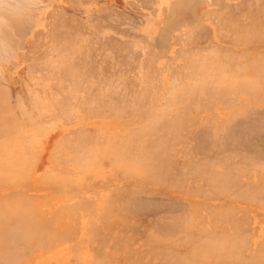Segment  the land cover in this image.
Instances as JSON below:
<instances>
[{
    "label": "rangeland",
    "instance_id": "obj_1",
    "mask_svg": "<svg viewBox=\"0 0 264 264\" xmlns=\"http://www.w3.org/2000/svg\"><path fill=\"white\" fill-rule=\"evenodd\" d=\"M2 1H3V3L4 2L5 3L3 4L4 7H2L3 5L0 4L1 5L0 9L19 5V4H15V2L20 3L21 5H25L30 0H2ZM37 1H36V3L38 5H36L35 11L33 10V12H34L33 14L36 13L34 16L37 15V19H39V21L38 20H36L37 22L30 21V24L28 23L27 25H25V27L21 26V27H19V29H17L14 32L13 35H15V36H12L14 43H12V44L15 45L17 43V45L15 47L13 46L14 49H16V52H15L16 56L14 55V58L9 60L11 63L9 61L7 63H4L2 74L0 76V84L4 87L6 86L8 92L10 93V95H9L10 102L8 104V102L6 101L7 102L6 105L11 106V108H9L10 106L7 108L8 110L11 109V111L9 110V114H10L9 116L6 113H3L1 111L3 109L0 108V114H2V113L6 114L5 116L7 118L8 117L11 118V119L10 118L7 119L2 115L6 119V121H4V119H3V122H4L3 123L0 120L1 121L0 122V127H1L0 131L2 132L3 130L5 131L6 129H10V128H7V127H9V121L8 120H10L11 122L13 120L14 121L17 120V122L21 126V130H19L17 133L14 130L13 131L10 130L11 136L8 135V133H7L8 130L5 131L6 133H2V134L0 133L2 135V137L6 136V138H7V135H8V137L11 138V139H9V138L6 139V138H2L0 136V142L2 144V145L0 144V146H1L0 147L1 148L0 149V156L2 154L3 155L5 154V156L9 155L8 159H10V160L7 162L9 170H13L16 172L18 171L17 173H19L20 169L23 168L25 173H27L26 177L20 175V173H19L20 176L11 175V177H10L8 175L9 177H7V175L4 174V172H1V170H0V204L2 205L4 200L8 201L10 209H14V208L16 209L17 207L21 208L20 210L19 209H16V210L19 211V213L24 214L25 216L27 215L26 216L27 218L35 219L39 223H42L44 221H49L48 230L46 231V233H44V235H45V237H49V239H47L49 242L51 241L53 244H55L57 242L56 244H58L59 241H57V240H59L60 237H57L56 240L52 239V237H54V235H55V231L56 232L60 231L58 233V235H60V236L62 235L63 231H66L65 235H68V232H67L68 229L69 228L72 229L74 226L78 225L77 224L78 223L77 222L78 217L82 213V211H78V210H76L75 207L72 206L73 203H71L70 207L75 208V210H76V211L74 210L75 213H74V211L73 212L71 211V213H70V212H68L69 211L68 209H65L64 206L68 207V203H67V200H69L68 196H70V195L75 196V194L78 191H82L83 189H89V188L95 189L96 187H99L101 185H102V187L104 186L103 188L106 189L108 192L113 191L111 184H112L113 178L116 174V168L118 166V163H117L118 157L120 156L121 153L123 154V159H124L123 164L124 165H121V167L123 169H128L125 166H127L131 162L129 159L126 160L128 157L124 153V152H126L125 148H124L126 146V145H124L125 143H123L122 146H117V141L119 140L117 137L119 135H121L124 138H125V136H126V138H128V137L132 136L131 133L134 132V130L136 131V129L140 126V123H139L140 120L137 119L138 117L136 114H134L135 112L133 113V110H125L126 112H128L127 114L125 111H123V113H125V115L122 113L123 115H120V117L121 116L122 117L121 118L119 117L117 120L104 117L105 119H103V120L92 121V120L86 119L85 116H80L79 118H77V121L68 122V121H65L64 118L58 117V115H63L66 111V110L63 111V109L60 110L61 108H64V109L68 108L67 112L64 115H71V114H73V115L81 114L82 115V113L84 115L85 112L83 111L84 110L83 108H85L86 105H87V108H86L87 113L86 114H90V112H91V114H93L95 112V110L92 109L94 106V103H93V105L90 106V102L91 101L93 102L92 98L94 99L95 94L88 91L89 88H87V86H83L84 88H82V84L84 83V81L82 82V80H81L82 77L80 78V76L83 73V71H85L84 72L85 75L88 76V78L93 79L90 82L91 84H92V82H95V84H97V83L99 84L98 79H99V77H101V75L98 76L97 74H95V76H93L94 74L90 72L91 71L90 68L89 69L87 68L88 65H86V63L87 64L89 63L91 65L93 64L92 66H94L96 69L98 68L97 69L98 73H101L100 68L103 67V68H101V70L105 71L107 74L102 71V73H103L102 75L103 76L106 75V76L101 77L100 82L103 84L106 83V85L109 84L110 82H105V81L112 80L111 82H113V80H114V82H116L117 80L118 81L123 80L125 82V80H127L126 83L130 84V89H131L132 88L131 84H135V83L138 84L139 83L141 75H142V77L147 75V78L150 77L152 81L156 80V81H153L152 83L150 81V85L148 83V85H149V86L147 85V95L148 96L147 97L145 96V98H144L145 101L143 100L144 101V102L142 101L143 104H140L143 106L145 105V107H142V110H143L142 112H145V110H146V113H151L150 110L155 109L156 105H158L160 102L161 103L165 102L164 98H165V95L167 94L166 92H168V90L171 87L170 81L172 79H174L173 77L176 75V73H173V72H175V71L177 72L178 70H180V69H177L178 66H181V64L183 65L185 63L183 61L184 59L181 58V55H180L181 52L185 49L187 51H189L192 48L193 49L194 48H201V49L203 48V50H204V49H207L209 47V45L211 46V45L216 43V44H219L222 48H227V49H231V50H235V51L248 52L249 57L250 58L253 57L254 60H256V58H257V56H255L256 54L260 55V53H261V56L264 57V38L261 37L263 39V41L261 40L260 37H258L256 40L253 41V39H251L249 37L247 32L242 34V31L241 32L240 31L234 32V30H229L230 32H232L233 36L228 31H226V32H228L229 34L224 32L223 35H220L222 33L219 31V27H218L217 23L215 22V20L220 16L221 17L220 18L221 23L226 24V23H231V21H232V23L236 24L235 26L237 27V29L241 26L240 24H242V25L244 24L243 26H245V29H247V31L250 32L252 25L258 24L260 26V24L264 23V19H263L264 17L262 18L261 14H260V10H262L264 7V0H210L211 2L209 0H162V1L161 0H37ZM206 1H208L210 5H206L207 4ZM0 3H1V1H0ZM7 3H8V5H7ZM40 4H42V5H40ZM166 4H168V5H166ZM246 4L248 6H246ZM227 5L232 6L231 8H238L239 7L240 10L239 9H236V10L231 9L230 10L229 8L225 7ZM256 6H258V7H256ZM247 8L249 10H250V8H252V10H254L256 12L257 18L255 20L253 19L255 22L252 20L250 12H248L249 16L246 14V16H244L245 19L242 18L243 16H242L241 12L242 11L244 12L245 9L248 10ZM171 9H172V12L169 13L168 10L170 11ZM212 10H213L212 13H215V15H213L212 17L206 18L205 14H207L208 11H212ZM257 12H259V13H257ZM227 14H229V16ZM233 15H235V16L233 17ZM236 16H238V17L236 18ZM225 17H226V20H225V22H223ZM146 19H148L149 21L150 20L153 21V22H151L153 24V26L149 31L146 28V26H144V24H146L145 23ZM248 19H250V22ZM257 19H259V20H257ZM262 19H263V21H261ZM228 20H230V21H228ZM256 20L258 22H256ZM237 22H238V24H237ZM33 23H36L37 25L36 24L34 26L31 25ZM237 25H239V26H237ZM232 27H234V26L232 25ZM23 28H25V29H23ZM144 29H145V31H144ZM239 32H240L241 36L238 35ZM19 33H20V36H23V37H21V40H20V38L19 39L16 38V37H19V35H18ZM225 33L227 35H224ZM235 35H236V38H235ZM242 35H244V36H242ZM260 35H263V34H260ZM238 37H239V41H238ZM243 38H245L247 41ZM234 39H236V40L234 41ZM73 40H74V42H73ZM244 41H245V43H244ZM260 41H262V42H260ZM63 42H65V43H63ZM20 43H22V45H20ZM96 44H97V46H96ZM142 47L144 49L146 47L145 51ZM23 48H24V50H23ZM70 48H71V50H70ZM31 49H32V51H31ZM80 49H82V50H80ZM100 49H101V52H100ZM84 50H86V51H84ZM108 50H109V52H106ZM29 51H31V52H29ZM120 51H122V52H120ZM58 52H59V56H58ZM103 53H104V55H106V54L107 55L104 56ZM140 53H141V55H140ZM148 53H149L150 60H148V55H147ZM178 54L180 55V57ZM74 55L76 57L78 56L79 58L78 57L76 58ZM152 55H154V58ZM158 56H160V57H158ZM101 57H102V59H101ZM104 57H106V59L109 57V59L106 60ZM138 57H139V59H138ZM140 57H141V61L144 63V65H143V63H140L141 62ZM45 58H47V59H45ZM67 58H69V59H67ZM85 58H86V60H85ZM98 58H100V60ZM158 58H159V60H158ZM55 59L58 60V61L56 60L57 63L59 62L58 64L55 62ZM82 59H83V61H81ZM126 59H127V62L123 61ZM46 60L51 61L50 64L52 63L51 64L52 67L58 66V65L60 66V64H61V69L56 70L55 68H53L54 70H51L52 72H50L48 70H50L52 68L49 67L50 64H48L47 62H46V65L40 66V64ZM62 60L63 61L65 60L66 62H68L66 64H71L73 62V64L75 66L78 65L79 67H81L80 69H81L82 73L76 72L77 75H75V72H71V71L69 72L68 68L63 67L65 65V61L63 62ZM75 60H77V61H75ZM113 60H115L114 64L112 62ZM147 60L150 61V64H152V65H150ZM249 60L251 61V59H249ZM70 61H72V62L70 63ZM122 61L124 64L122 63ZM132 61H133V63H132ZM81 62L83 65L81 64ZM84 62H85V64H84ZM96 62H98V63H96ZM120 62H121V64H120ZM136 62H137V64H136ZM38 64H39L40 68H38V66H37ZM44 64H45V62H44ZM47 64H48V67L50 68L48 70L45 67V66H47ZM112 64L116 65V66L111 67V66H113ZM172 64H173V68L171 67ZM41 65H43V63ZM107 65L110 68L107 67ZM140 65L143 68L146 66L145 69L143 70V68ZM152 66H154V67H152ZM230 67L232 69H236L234 65L233 66L230 65ZM57 68H59V67H57ZM83 68H84V70H83ZM135 68L138 70L142 69V71H140V70L135 71L134 70ZM235 71L238 74L240 73L239 70H235ZM48 72H50V73H48ZM134 72H135L136 76L134 75ZM251 72L253 75H255V73H254L255 70L254 71L252 70ZM94 73H96V72H94ZM111 73H112V75H111ZM118 73L121 77L118 76ZM151 73L153 74V76ZM241 73H242V69H241ZM129 74H131V75H129ZM181 74H180V76H181ZM115 75H117V76L114 77ZM171 75H172V77H171ZM139 76H140V78H139ZM132 77H133V79L137 80L138 82L137 81L134 82V80L132 82ZM136 77L139 79H136ZM78 78H79L78 82L74 83L73 80H76ZM103 78L104 79L108 78V79L104 80ZM129 78H131V81ZM91 79H89V80H91ZM254 79L252 77V79H250V81L245 82L246 84L245 83L244 84L247 85V87H248V84H250V82H252L251 84H253L255 82L253 84L254 90L250 89L252 87L251 85H249V87L250 86L251 87L248 89L246 87V90L247 91L249 90L251 92L252 90L255 91V89H256V91H258V92L254 93V94H257L256 95L257 99H258V97L260 99L261 97H264L263 96L264 94H262V93H264V91H263L264 89H261L260 87H257V86H256L257 88H255V84L258 85L259 83L260 84L262 83L261 86H262V88H264V85H263L264 82H261L258 80L256 81ZM157 82H158V84H155ZM72 83H74V84H72ZM90 83H87V84H90ZM80 84H81V86H80ZM238 84H239V87L238 88L235 87L238 90L232 89L233 90L232 93H229L231 95L227 96V101L229 100L228 103L227 102L225 103V101H224V102H221V104H220V102L215 101V100L213 101L214 104L208 103V102H212V101H208L209 97H208V95L206 96V91H205L204 95H203V93H201V94L197 93V95L195 93V94H191V96H190L189 92L187 93L186 91H183L179 94H176V96H172L171 100H175V101L178 100L174 106V108H175L174 114H178L179 109L183 112H185L188 108H190L189 111L191 109H193L192 111H190V113H189V111L185 112L186 114L184 113L188 117H185V119H184L185 123L182 121L183 127H182V123L180 124L181 129L186 128L187 130L185 129V131H184L183 129L181 130L179 128L180 131L178 132V130H177V134H175V133L173 134L174 138H177V136L179 134L180 135L179 139L178 138H177V140L172 139L173 135H171V137L169 138L170 140L167 138L171 142H169L167 140L168 144L169 143L170 144L166 145V147L170 146V147H168V149H169V148H173V146L175 145L174 148L177 150V152H176V150L172 149V150H174L172 152V150H170V149L168 150L167 148H165L167 152L164 151V153H163L164 156H165V153H167L165 157L168 160H166V161H168V163L172 165V166L170 165L171 166L170 168L168 167L167 171L172 169L171 171H174V172L171 173V171H170V174H169V172L166 171L168 173L167 174L168 176L166 175V173L162 175L163 177L160 175V177H161L160 181L161 182L159 181L160 178L158 179L159 176L158 177L155 175L149 176V177H151V179L155 180V181L152 180L155 183H153L151 181V179L146 177V175L144 176V174L142 172L140 174L136 173L133 176L129 174V176H126L124 178L125 179L124 181L126 183H123L121 185L122 198L120 201H122V207L119 210V214L118 213L117 214L119 215V217H121V219H123L122 216H126V221H127V218H130V220L132 219V222H134V225L137 227V230H138L137 234H140L139 232L141 231V233H143L144 236L150 235L151 238L157 237V239L160 242V244L158 246H157V244L153 245L154 254L152 252V249H153V247H152V249L150 250L151 251L150 255H149V257H147V260L145 258L142 259V261H146L143 264H180V263L181 264H188V263L193 264L194 262H197L199 264H207L206 262H208V264H209L211 262L210 260L205 261L204 259H206V258L204 256H201V251H199V253H198L197 250H195L194 248H192L193 252L195 253V251H196L197 256H199V257H197L195 255H193L194 257L191 256L193 259L191 258L190 262H189V259H187L188 262H185L187 260L176 259L177 257L175 256L176 251H180V252L184 251V252H187V254L192 251V249H191L189 252L188 246H186V241H185L186 238H184V231H186L185 226H186L187 221L189 222L191 217H193L194 214L198 212V209L192 210L189 207V202L191 201L192 197L194 196V197L198 198L202 203H203V201H205L206 204L209 203L208 199H210V198L205 197V196H207V195H204L205 192H203V195H200V193H202L200 191L199 193H197L198 195H196L195 189L192 186V185H194V184H192V183H194V181H195V185H199L200 183L205 184L203 182V180L200 178V176L195 175L198 173V171H203V169H206V168H204L205 165L208 164L210 167H213L215 169H221V165L219 164V161L224 160L225 162L227 161L226 163H229L230 162L229 160L235 159L234 161H236L235 163L237 164L238 167L237 168L235 167L237 169V171H236V169L234 171L238 172L237 174H239L238 176H240L239 179L241 181L248 182V179H247L248 177L251 178V181H252V179L254 180V176H256V174H258V172L260 171L262 178H258L256 176L257 178L255 179V181H256L255 185L263 183V181H264V153L260 154V152H264V151H257L255 149V147H250V149H248L249 148L248 145H246L247 147L245 148V144L249 143V142H247L246 141L247 138H245V136H243L242 139H245V140H243V141L241 140V142H243V143L245 142L242 145L245 148L244 150L247 149L246 153H243L245 151L242 150L243 147L240 148L239 144H238L239 146L235 145V144L234 145L232 144L233 146H230L231 143L233 142L231 138L234 137L235 134L238 132H234L231 129L230 130L225 129L223 127L220 130L223 132L220 133L216 129L217 127L218 128L221 127V125L218 123V121H216L214 119V115H216V114H221V117H223L225 120H227V119L229 120L232 118L234 113L239 114V112L241 113L243 111L242 113L244 115L247 114L248 122L251 125L246 124L247 121L246 122L243 121L246 118V115L242 118L238 117L239 115L237 117L235 116L236 121L233 119L235 121L233 123H237V124H240L242 126L244 125L243 127H245L246 125L247 126L249 125V126L260 127L259 124H261V122H262L261 120H264V101H263L264 99L261 98L262 100L258 101L257 99H255L254 94L252 92L251 93L253 94V98L255 100L252 99L251 93H250L251 96L249 95V93L247 95H245L247 93V91H246V93H244L245 88L242 91L243 94L239 93L240 95L237 96V91L239 92L241 87L244 85L243 83H238ZM240 84H241V87H240ZM245 85L243 87H245ZM77 86H80V87H78L79 89H76ZM65 88L67 91L65 90ZM149 88H150V91H149ZM153 89L155 91L157 89V91L154 92ZM87 92H89V93H87ZM164 92H165V94H164ZM68 93L70 94V96ZM36 94H38V96ZM149 94H151V95L149 96ZM153 94L155 96L152 97ZM178 95H179V97H177ZM188 95H189V97H188ZM198 95H201V96H198ZM35 97H37V98H35ZM39 97H40V99H39ZM44 97L45 98L47 97L46 100L44 99ZM154 97H156V98L153 99ZM186 97H188V98H186ZM201 97H203V98H201ZM229 97L232 98V100H230ZM34 98H35V100L38 99L37 102H43V100H44L47 102V104L50 103V106L48 109L51 111H49L48 109L46 110V108H45L43 112H49L51 115H57L56 117L53 116L50 120L48 119L49 125L46 124V121L43 123L42 120L40 119V117H38V115H39L38 110L37 109L35 110V108H33V105L35 104V102L33 101ZM169 98H170V96H169ZM181 98H183V99H181ZM191 98H193V99H191ZM68 99L70 100L72 105L70 104ZM199 99H201V100H199ZM202 99L206 102H204ZM242 99L246 100V102H248V103H246L245 101L240 102V100H242ZM18 100H20L21 102ZM48 100H49V102H48ZM78 100L80 102L83 101V103L85 102V105L81 104V106H80L81 108L80 107L78 108L77 106L80 104V103L79 104L77 103V102H79ZM110 100H111V98H107L106 101L110 102ZM146 100L147 101L149 100L150 102L149 101L147 102ZM151 100H154V101H151ZM73 101H74V103H73ZM87 101H88V103H87ZM254 101H256V103ZM1 102L5 103V101H1ZM1 102H0V107L3 106V105H1V104H3ZM33 102H34V104H33ZM67 102H68V104H67ZM75 102L78 105L76 104L75 105L76 107L73 108V105L75 104ZM193 102H196L198 104L196 105V103H193ZM233 102H236L237 104L235 103L236 105L234 106ZM258 102H260V103H258ZM238 103L239 104L241 103L240 104L241 107L238 105ZM251 103H253V104H251ZM22 104H23L24 108L28 109L27 112L30 113L29 115L27 112H24L25 109L22 107ZM178 104H181V105H179L177 107L176 105H178ZM191 104H192V106H191ZM200 104H202V106L204 104V106L202 107ZM224 104L225 105L227 104V106L230 107V109H227L228 108L227 106H225V107H227V108H225L223 106ZM52 105L55 106L56 108H58V110H60V112L58 110H55V107L53 108ZM88 105L90 106L89 108H88ZM207 105H208V107H207ZM20 106L23 109L19 108ZM65 106H66V108H65ZM69 106L72 109H69ZM196 106H198V107H196ZM232 106H234V107H232ZM183 108H185V109H183ZM5 109H6V107H5ZM5 109L3 110L4 112H6V110H7V109L6 110ZM235 109H236V111H235ZM247 109H249V111ZM250 109H251V111H250ZM70 110H73V111H70ZM88 111H90V112L88 113ZM57 112H58V114H56ZM68 112H70V113H68ZM71 112H73V113H71ZM119 113L121 114V112H118V114ZM252 114H253V116H252ZM29 116L36 118V121L32 122L30 120L32 118H29ZM129 116H131V117H129ZM211 116L213 117V119ZM186 118L187 119L190 118V119L187 120ZM238 119H239V121H238ZM28 120L31 121L29 125H27ZM196 120H197V122H195ZM50 121H51V123H50ZM186 121H187V123H186ZM7 122H8V126L5 125ZM35 122L36 123L38 122V123L36 124ZM258 122H260V123H258ZM2 123L5 126H3ZM243 123H245V124H243ZM41 124L43 126H45L47 129L45 127H42ZM198 124H199V126H197ZM209 124H211L212 126H209ZM31 125H32V127H29ZM57 125H59V126H57ZM2 126L4 129L2 128ZM36 126H38V127H36ZM184 126H186V127H184ZM206 126H208V127L204 128ZM189 127H190V129H189ZM211 127H213L214 129ZM81 128H84V129L92 128V129H94V131L100 137L98 139L99 142H106L105 146H107L108 144L111 145L110 150L103 151L101 153V155L99 154L98 157L96 158L98 160V162H97L98 168H97L96 172H93V170H91L90 168H87L84 171V175L80 174V172H79L80 169L77 170V166L75 165L73 159L71 158L72 153L69 152L68 147L65 144H63V141H66V139H65L66 137H63V136L70 135V137H72L75 130L77 131V129H81ZM205 129L207 131H205ZM212 129L217 131V132L214 131V133H213L214 135H212V131H213ZM258 129H260V130H259V133H257V135H255L256 132H253L254 135L257 137H253V136L251 137V134L253 135V133H251L250 136H246V137H249V139L252 138V142H255V143L259 142L256 144H261V142H263L262 145H258L260 147L257 146V148L259 149L262 147L261 149L264 150V148H263L264 147V141H263L264 140V134H263L264 130L262 132V129H264V127L258 128ZM10 131H9V133H10ZM192 131H193V133H192ZM154 132L155 131H151V133H147L142 144L137 143L136 141H135L136 143L135 142L133 143L132 146L137 145L134 148L132 147L134 150L132 152L136 158L140 157L143 153H145L144 150H146L149 147L151 142H154V141H151L150 139L154 140L156 137L155 135H157L159 137V135L162 134V132H161L158 135L157 130H156L155 134H154ZM129 133H130V136H129ZM215 133L219 134L218 137L223 136V138L219 137V138L215 139L217 141H214V138H211V137L212 136L215 137L217 135ZM4 134H6V135L4 136ZM200 135L202 136V139H201ZM148 136H151L150 139H148L149 138ZM189 136H190V138H189ZM208 136H210V137H208ZM206 137H208V138H206ZM1 138H2V140H1ZM146 138H147V140H150L151 142L146 141ZM254 138H257V139H255V141H253ZM195 139H196V141H195ZM208 139H209L210 143L207 142ZM220 139H222V140H220ZM227 139L228 140L230 139V141H228ZM8 140H10V141L12 140L13 142L11 141V143H9ZM59 140H62V142ZM183 140L184 141L187 140V141H185V143H187L188 145L185 144ZM257 140H259V141H257ZM173 141H175V142H173ZM113 142H115V143H113ZM182 142H183V144H182ZM195 142H197L198 144H196ZM216 142H217V145H216ZM212 143H214L212 145V146H214V150H213V147L210 145ZM218 143H220V144H218ZM226 143H228L229 146L226 145ZM181 144L183 145L182 150H181V146H182ZM205 144L208 146H205ZM222 144H225V145L222 146ZM139 145H140V147H139ZM185 145H186V148H185ZM199 145H200V148H199ZM209 145H210V147H209ZM219 146L221 148H219ZM237 146L239 147L238 148L239 152L237 151V153L240 154L239 156L237 153L236 154H235V152L233 153L234 149H235V151L237 150V148H236ZM144 147L145 148L147 147V148L145 149ZM204 147H205V150H203ZM226 147H227V149H226ZM201 148L203 151L201 150ZM209 148H211V150ZM115 149H116V151H115ZM136 149L138 151H136ZM153 149H158V147L157 148L152 147L149 150V152H147V153L151 154L152 151L155 152L156 150L154 151ZM186 149H187V152H186ZM217 149H219V150H217ZM228 149H231L232 151L228 150ZM141 150H142V152H141ZM179 150H180V152H178ZM109 151L110 152L112 151V153H110ZM174 152L176 153L177 156L174 155L175 154ZM188 152L190 154L189 156H188V154H186ZM241 152L243 154H241ZM172 153L174 156H172L173 158L170 159V156L172 155ZM17 154H19V155L21 154L20 158L21 159L23 158L21 161V162H23L22 163L23 165L17 162ZM223 154L226 156V158ZM186 155H187V157H185ZM230 155H231V159H229ZM207 156H208V158H207ZM61 157L66 159L68 161V163L66 160H65V162L62 161ZM222 157H224L225 159ZM31 159L34 163L32 161H31L32 163H29V161ZM233 160H231V161L234 162ZM14 161H16V162H14ZM119 161L121 162L120 158H119ZM177 161L179 162L178 165H177V163H178ZM187 161H188V163H187ZM189 161H190V163H189ZM184 162H186V164ZM232 162H231V164L230 163L229 164L231 166L233 165V167H234V163H232ZM180 163H182L183 165L185 164V165L184 166L182 164L180 165ZM238 163H240V165H238ZM236 164H235V166H236ZM26 165H27V168H26ZM198 165L199 166L201 165V167H199ZM97 166H95V168ZM202 166H204V167H202ZM192 167L194 168V170ZM198 167L200 168V170H198ZM189 169H191V170H189ZM196 170H197V173H196ZM46 171H52L54 174L59 175V176H63L64 178H66L67 180H70V181H68L67 185L65 182H64V184H62L60 182L49 184L48 182L45 181V179L43 177V174ZM194 171H195V174L193 173ZM28 172H30V173L28 174ZM75 172L79 173L81 178L83 176L85 177V179H84V181H85L84 186L85 187L82 186L81 180L79 181V176L77 175V178H76L75 175H73ZM180 172H182V174ZM63 173H65L66 176H64ZM240 173H242V174H240ZM234 174H236V173H234ZM237 174H236V176H237ZM136 175H139V176H136ZM171 175H172V177H171ZM140 176H144V177H140ZM152 176H154V178ZM164 176H165V178H164ZM156 177H157L158 181L156 180ZM166 177H169L170 181ZM173 177H175L177 180L176 179L174 180ZM74 178L76 180H73ZM181 178H183V179L181 180ZM1 179L3 181H1ZM162 179L163 180L168 179V181H163ZM179 179L183 183H181ZM171 180H173V181H171ZM178 180H179V182H177ZM158 182H160V183L158 184ZM170 182H174V183H170ZM184 182H186V185L184 184ZM176 183L178 186H181V188L183 187V190L187 191L186 193H183L182 197L177 195V193L180 191H178L176 189H172V188L169 189L170 187H176L177 186V185H175ZM180 183L183 185H181ZM253 184H254V182H253ZM171 185H173V186H171ZM189 186H191L192 189H194L193 190L194 193H192L193 191L192 192L190 191L191 187H189ZM188 188H189V190H187ZM189 191H190V193H189ZM14 194H15V196H14ZM32 194H34V195H32ZM147 194H149V195H147ZM25 196L27 197V199H25L26 198ZM20 198H22V200L24 198L25 201L30 202L29 203L31 205L30 209H26L24 206H22L21 202H23L24 200L22 201ZM225 199L226 198L216 199L217 200L216 202L218 204H221V205L223 204L226 207L230 204L228 203V200H225ZM13 200H15V201H13ZM16 201H19V203H21V204H19ZM178 201H181V202H178ZM12 202H14V203L16 202L17 204L15 205ZM27 202H26V204H28ZM11 204L14 205V208H12L13 205H11ZM250 205H249L250 209L247 210L248 212L246 211L247 213L245 212L244 209H241V208L246 207L243 204L240 205L241 207H238V208L236 207L237 212H235L236 214L234 216H231L230 220H228V217H225V214H227L228 211L222 215L220 214L221 212L219 210H217L215 212L216 214L219 215L218 216L219 220H218V224H217L218 227L223 226L225 224V226L228 227L230 230L233 228V225H234L233 220H240L241 219L242 221H244L246 216H248V218H250V216L251 217L253 216L251 218L252 225L250 224V228H251L252 233L254 234L252 237L257 238V241H259L258 244L260 247H259L258 253L256 254L253 250H248V249L245 251L240 250V252H239V249H238V251L236 250L235 252H239L241 254L243 253V256L241 257L242 258V260H240L241 262L240 261L237 262L238 259L236 260V258H234L236 262L234 260H233V262H235V264H237V263L238 264H249V263L250 264H264V261H262V258H260L258 256V254L260 253V250L264 251V208L258 209L254 205H252V206H250ZM137 207H138V209H137ZM202 211H204V212H201V213L206 216L205 226L209 227V225H211V222L215 221L214 220V215H215L214 210L204 208V210H202ZM231 213H233V212H231ZM70 215H72V216H70ZM12 218H13V221H15L14 223H17L16 217L14 215H12ZM195 218H196V220L199 219V221H200V217L198 218L197 215L195 216ZM144 221H146V222L144 223ZM223 221H225V223ZM254 221H256V224L253 226ZM148 222H150V223L152 222V225H150V223H148ZM208 222H210V223H208ZM87 223H88V221L86 222V224ZM238 223H239V221L235 224H238ZM252 226H253V229H252ZM134 229H135V227H134ZM148 231L150 232V234H148ZM154 234H156V235H154ZM134 235L136 236L135 233H134ZM146 237H148V236H146ZM176 238H177V240H176ZM138 241H139V239H138ZM183 241H185V242L183 243ZM142 243L143 244L135 245L134 248L138 252H142L145 247L148 248V250H149V247L147 245H144V241H142ZM177 243H180V244H177ZM174 244H175V246H174ZM175 249H177V250H175ZM212 254H214V253H212ZM215 255H217V254H215ZM221 256L223 257V255H221ZM261 256H264V255H261ZM196 257L198 258L199 261L197 260V261L193 262L192 260L196 259ZM222 257H220L219 254H218L217 258L215 256L216 259L214 258V255L212 256V258L210 256L211 260L215 261V262L213 261V263L211 262V264H217L218 259L221 260V261L220 260L218 261V264H222L224 262L223 260L225 259V256H224V258H222ZM248 257L249 258L251 257L250 260L248 259ZM245 258L248 259L249 262ZM245 260H246V263H245ZM118 261L119 262H122V261L125 262V260H121L120 258L118 259ZM242 261H243V263H242ZM233 262L227 263V264H233ZM225 263H223V264H225ZM194 264H196V263H194Z\"/></svg>",
    "mask_w": 264,
    "mask_h": 264
},
{
    "label": "bare ground",
    "instance_id": "obj_2",
    "mask_svg": "<svg viewBox=\"0 0 264 264\" xmlns=\"http://www.w3.org/2000/svg\"><path fill=\"white\" fill-rule=\"evenodd\" d=\"M1 1V5H3V1ZM37 0H30L27 4L25 5H21L20 3H16L15 4H19L17 6H11V7H6V8H2L0 9V76L2 74V70H3V65L4 63H7L9 60L13 59L14 58V55L16 56V49H14V47L17 45V43L14 45L12 43H14L13 41V38L12 36H15L13 35L14 32L19 29V27H25V25H27L28 23L30 24V21L32 22H37L36 20L39 21V19H37V15L34 16L35 14H33V10L35 11V8H36V5H38L36 3ZM162 1V0H161ZM210 1V0H209ZM19 2V1H18ZM27 2V1H26ZM38 2V1H37ZM159 2V1H158ZM211 2V1H210ZM206 5H210L208 1H206ZM10 4V3H9ZM157 4V3H156ZM221 4V3H220ZM0 5V6H1ZM8 5V3H7ZM11 5V4H10ZM42 5V4H40ZM159 5V4H158ZM168 5V4H166ZM246 6H248L246 4ZM4 7V5L2 6ZM227 8H229L230 10H236V9H239L240 8H231L232 6H225ZM244 7V6H243ZM226 8V9H227ZM224 9V8H223ZM248 9V8H247ZM40 10V9H39ZM208 10V9H207ZM214 10V9H213ZM212 11H208L207 14H205L206 18H209V17H212L213 15H215V13H212ZM242 11V10H241ZM247 11V12H246ZM105 12V11H104ZM168 12H172V9ZM235 12V11H234ZM248 12H250V15H251V18L252 20L256 19L257 18V14L254 10H252V8H250V10H246L243 12H241L242 14V18H244V16H246V14L248 15ZM39 13V12H38ZM212 13V14H211ZM229 13V12H228ZM259 13V12H257ZM230 14V13H229ZM229 14H227L229 16ZM240 14V15H241ZM260 14L262 16V18L264 17V11L263 10H260ZM226 15V14H225ZM237 15V14H236ZM222 16V15H221ZM235 15H233L234 17ZM249 16V15H248ZM238 16H236L237 18ZM241 17V16H240ZM221 17L219 16L215 22L217 23L218 27H219V31L222 33L220 35H223L224 32L228 31L230 32L229 30H234L235 31H242V34L243 33H246L249 35V37L251 39L256 40L258 37H262L264 38V23L260 24V26L258 24L256 25H252L251 26V29H250V32L247 31V29H245V26H243L242 24H240L241 26L237 29V27L235 26L236 24L235 23H221L220 22V19ZM229 18V17H228ZM264 19V18H263ZM263 19L261 21H263ZM226 20V17L224 18V21L225 22ZM249 22H250V19H248ZM253 20V21H254ZM259 20V19H257ZM256 20V22H258ZM230 21V20H228ZM247 21V20H246ZM50 22V21H49ZM75 22V21H74ZM153 22L152 20H148L146 19L144 26H146V28L148 29V31L152 28L153 24L151 23ZM239 22V21H238ZM237 22V24H238ZM244 22V21H243ZM252 22V21H251ZM255 22V21H254ZM58 23V22H57ZM242 23V22H241ZM260 23V22H259ZM36 23H33L31 25H35ZM37 25V24H36ZM216 25V26H217ZM232 25L234 27H232ZM247 25V24H246ZM239 26V25H237ZM29 28V27H28ZM49 28V27H48ZM25 29V28H23ZM31 29V28H30ZM249 29V28H248ZM96 31V30H95ZM105 31V30H104ZM111 31V30H110ZM145 31V29H144ZM24 32V31H23ZM94 32V31H93ZM219 32V33H220ZM226 32V33H228ZM240 32L238 33V35H240ZM18 33V32H17ZM25 33V32H24ZM188 33V32H187ZM224 34V35H227V34ZM231 35H232V32H230ZM229 34V33H228ZM246 34V35H247ZM260 34H263V35H260ZM19 37H16V38H20L21 40V37L23 36H20V33L18 34ZM17 35V36H18ZM80 35V34H79ZM97 35V34H96ZM92 36V35H91ZM100 36V35H99ZM149 36V35H148ZM230 36V35H229ZM233 36V35H232ZM231 36V37H232ZM241 36V35H240ZM244 36V35H242ZM71 37V36H70ZM142 37V36H141ZM227 37V36H226ZM15 38V37H14ZM95 38V37H94ZM225 38V37H224ZM234 38V37H233ZM235 38H236V35H235ZM242 38V37H241ZM240 38V39H241ZM248 38V37H247ZM261 38V40L263 41V39ZM23 39V38H22ZM230 39V38H229ZM245 39V38H243ZM86 40V39H85ZM140 40V39H139ZM145 40V39H144ZM232 40V39H231ZM236 39H234L235 41ZM242 40V39H241ZM246 40V39H245ZM69 41V40H68ZM98 41V40H97ZM102 41V40H101ZM104 41V40H103ZM238 41H239V37H238ZM247 41V40H246ZM250 41V40H249ZM258 41V40H257ZM260 41V42H262ZM67 42V41H66ZM74 42V40H73ZM107 42V41H106ZM147 42V41H146ZM65 43V42H63ZM69 43V42H68ZM178 43V42H177ZM245 43V41H244ZM249 43V42H248ZM257 43V42H256ZM102 44V43H101ZM100 44V45H101ZM110 44V43H109ZM146 44V43H145ZM20 45H22V43H20ZM79 45V44H78ZM87 45V44H86ZM104 45V44H103ZM123 45V44H122ZM14 46V47H13ZM72 46V45H71ZM82 46V45H81ZM97 46V44H96ZM140 46V45H139ZM144 46V45H143ZM92 47V46H91ZM100 47V46H99ZM111 47V46H110ZM121 47V46H120ZM124 47V46H123ZM206 47V46H205ZM17 48V47H16ZM20 48V47H19ZM93 48V47H92ZM101 48V47H100ZM106 48V47H105ZM113 48V47H112ZM125 48V47H124ZM143 48V47H142ZM181 48V47H180ZM261 48V47H260ZM22 49V48H21ZM52 49V48H51ZM91 49V48H90ZM136 49V48H135ZM144 49V48H143ZM146 49V47H145ZM144 49V51H145ZM258 49V48H257ZM24 50V48H23ZM63 50V49H62ZM65 50V49H64ZM71 50V48H70ZM82 50V49H80ZM103 50V49H102ZM119 50V49H118ZM122 50V49H121ZM130 50V49H129ZM150 50V49H149ZM32 51V49H31ZM29 51V52H31ZM50 51V50H49ZM74 51V50H73ZM86 51V50H84ZM89 51V50H88ZM104 51V50H103ZM115 51V50H114ZM127 51V50H126ZM125 51V52H126ZM131 51V50H130ZM18 52V51H17ZM83 52V51H82ZM100 52H101V49H100ZM106 52H109L106 51ZM122 52V51H120ZM124 52V51H123ZM137 52V51H136ZM143 52V51H142ZM148 52V51H147ZM178 52V51H177ZM180 52V51H179ZM77 53V52H76ZM105 53V52H104ZM103 53V55H104ZM112 53V52H111ZM117 53V52H116ZM128 53V52H127ZM135 53V52H134ZM152 53V52H151ZM176 53V52H175ZM90 54V53H89ZM96 54V53H95ZM130 54V53H129ZM133 54V53H132ZM153 54V53H152ZM248 52H244V51H235V50H231V49H227V48H222L219 44H213V45H209V47L207 49H204L203 48H192L191 50L187 51L186 49L183 50L181 52V58H183L182 60L185 62H183L184 64L181 66H178L177 69H180L178 70L177 72H173V73H176V75L173 77L174 79H172L170 81V89L168 90V92H166L167 94L165 95V102L163 103H159L158 105H156V108L155 109H152L150 110L151 113H146V110L145 112H142V107H145V105H140V104H143V102L145 101V96L147 97V85L149 83L150 85V81L151 83L153 81H156V80H151V78H147V75L143 76L141 75V78L139 80V83L138 84H131L132 85V88L130 89V84H127L125 80V82L123 80H120V81H116L114 82H111L112 80L110 81H105V82H110L109 84L106 85L101 83L100 82V79L101 77H104L106 75H102V71L101 67L100 68V71L101 73H98L97 69L92 66L91 64H87V68L91 69V73H93L95 76V74H97L98 76L101 75V77H99V84H95V82H92V84L90 83L93 79L91 78H88V76L85 75V71H81V67H79L78 65H74L72 61H70L71 64H66L68 62H66L65 60V65L63 67L65 68H68L69 72H75V75L76 72L78 73H82L80 78L82 80V82L84 81V83L82 84V88H84L83 86H87V88H89L88 91L92 92L93 94H95V97L94 99L92 98L93 102L91 103L90 102V106L93 105L94 103V106L92 109L95 110V112L93 114H91L90 111H88V113L90 112V114H86L87 112V105L85 108H83L85 114L82 115L81 114H77V115H64L68 108L67 109H64V108H59L60 110L63 109L66 110L65 113L63 115H58V117H61V118H64L65 121H68V122H75L77 121V118H79L80 116H85L86 119H89V120H92V121H97V120H103L105 118H110V119H115L117 120L120 115H125V113H123V111L125 110H133V113L137 115V119L140 120V126L136 129V131L134 130V132H132V136H130V133H129V136L128 138H125L121 135H119L117 138L119 139L117 141V146H122L123 143H125L124 145H126L124 148H125V155H127V159L126 160H130L131 162L125 166L127 167L128 169H123L121 167V165H124L123 164V154L121 153L120 156L118 157L117 159V163H118V166L116 168V174L113 178V181H112V188H113V191H107L106 189H104L101 186L99 187H96L95 189H83L82 191H78L75 196H68L69 197V200H67V203H68V207L67 206H64L65 209H68L71 213V211L73 212L76 208V210L78 211H82V213L80 214V216L78 217V225L74 226L72 229H68V235H65V232L66 231H63L62 235H58V232L55 231V235L54 237H52L53 240H56L57 237H60L59 240V243L58 244H53L51 241L49 242L47 239H49V237H45L44 233H46V231L48 230V227H49V221H44L42 223H39L37 220L35 219H30V218H27L24 214H21L19 213V211H17L16 209H21V208H17L15 209L14 208V205L13 204H17L16 202L19 203V201H16L15 203L12 202L13 204V207L14 209H10V206H9V203L8 201H3L2 205L0 204V264H143L145 263L146 261H142L143 258H145L147 260V257H149L150 255V250L152 249L153 245L154 244H157V246L160 244L159 240L157 239V237L155 238H151L150 235H146L144 236L143 233H141V231L139 232L140 234H137L138 230H137V227L134 225V222H132V219L130 220V218H127V221H126V216H122L123 219H121V217H119V210L121 209L122 207V201L121 198H122V188H121V185L123 183H126L124 180V178L126 176H129L130 175H135L136 173H143L144 176L146 175V177H148L149 179H151V175H155V176H159L158 179L159 181L161 180V177L160 175L162 176L163 174L166 173V175L168 174L167 172H169L170 174V171L172 170H168V167L170 168L172 165L168 163V160L165 156L167 153H165V156L163 155L164 151H166L165 148L168 149V147L170 146H167L166 145H169L167 140L171 137V135H173L174 133L177 134V130L178 132L180 131V124L182 123V121L185 123L184 119L185 117H188L186 116L185 112H188L190 108H188L185 112L181 111L179 109L178 111V114H174V106L175 104L177 103L178 100H171V97L172 96H176V94H179L183 91H186L187 93L189 92L190 93V96L191 94H195L197 95V93H203V95L205 94V91H206V96L208 95V101H212V102H208V103H213L214 104V100L215 101H218L220 102H224L225 103L229 102V100L227 101V96H230L231 94L229 93H232V91L235 89V90H238L237 88L239 87V84L238 83H245V82H248L250 81V79H253L254 80H258V81H261V82H264V57L261 56V53L260 55L256 54L255 56H257L256 60H254V58H250ZM35 55V54H34ZM48 55V54H47ZM70 55V54H69ZM78 55V54H77ZM87 55V54H86ZM97 55V54H96ZM107 55V54H106ZM104 55V56H106ZM114 55V54H113ZM116 55V54H115ZM119 55V54H118ZM135 55V54H134ZM141 55V53H140ZM143 55V54H142ZM148 55V60H150L149 58V53L147 54ZM179 55V54H178ZM179 55V57H180ZM40 56V55H39ZM58 56H59V52H58ZM75 56V55H74ZM84 56V55H83ZM102 56V55H101ZM110 56V55H109ZM112 56V55H111ZM153 58H154V55H152ZM151 56V57H152ZM261 56V57H260ZM30 57V56H29ZM63 57V56H62ZM76 57V56H75ZM78 57V56H77ZM76 57V58H77ZM125 57V56H124ZM127 57V56H126ZM160 57V56H158ZM79 58V57H78ZM81 58V57H80ZM106 59V57H104ZM111 58V57H110ZM119 58V57H118ZM131 58V57H130ZM31 59V58H30ZM47 59V58H45ZM64 59V58H63ZM66 59V58H65ZM69 59V58H67ZM95 59V58H94ZM97 59V58H96ZM100 60V58H98ZM102 59V57H101ZM109 59V57L107 58ZM106 59V60H107ZM121 59V58H120ZM124 59V58H123ZM132 59V58H131ZM139 59V57H138ZM177 59V58H176ZM251 59V61L249 60ZM57 59H55V62L57 63L56 61ZM86 60V58H85ZM116 60V59H115ZM113 60V64H114V61ZM118 60V59H117ZM129 60V59H128ZM147 60V61H148ZM159 60V58H158ZM34 61V60H33ZM63 61V60H62ZM63 61V62H64ZM77 61V60H75ZM83 61V59L81 60ZM95 61V60H94ZM123 61H126L127 62V59L126 60H123ZM122 61V63H123ZM138 61V60H137ZM140 61H141V57H140ZM144 61V60H143ZM146 61V62H147ZM152 61V60H151ZM172 61V60H171ZM10 62V61H9ZM45 62V64H44ZM46 62L48 64H50V60H46V61H43V65L40 64V66H44L46 65ZM62 62V63H63ZM89 62V61H88ZM107 62V61H106ZM110 62V61H109ZM139 62V61H138ZM149 64H150V61H148ZM11 63V62H10ZM35 63V62H34ZM59 63V62H58ZM57 63V64H58ZM98 63V62H96ZM133 63V61H132ZM140 63H143L142 61ZM175 63V62H174ZM33 64V63H32ZM48 64L47 66H45L48 69V71L52 72L51 70H54L53 68H55L56 70L57 69H61V64L60 66H54L52 67L51 64H50V68L48 67ZM56 64V65H57ZM82 64V62H81ZM85 64V62H84ZM102 64V63H101ZM112 64V65H113ZM117 64V63H116ZM121 64V62H120ZM124 64V63H123ZM137 64V62H136ZM227 64V65H226ZM35 65V64H34ZM33 65V66H34ZM80 65V64H79ZM83 65V64H82ZM81 65V66H82ZM85 65V66H86ZM97 65V64H96ZM100 65V64H99ZM131 65V64H130ZM144 65V63H143ZM146 65V64H145ZM152 65V64H150ZM175 65V64H174ZM231 66H235L236 69H232ZM38 68L39 67V64L37 65ZM116 65H113L111 67H115ZM125 66V65H124ZM138 66V65H137ZM141 66V65H140ZM147 66V65H146ZM145 66V67H146ZM171 66V65H170ZM229 66V67H228ZM59 67V68H57ZM62 67V68H63ZM107 67H109L107 65ZM139 67V66H138ZM142 67V66H141ZM145 67L143 68V70L145 69ZM154 67V66H152ZM173 68V64L171 66ZM36 68V67H35ZM110 68V67H109ZM126 68V67H125ZM175 68V69H176ZM106 69V68H105ZM148 69V68H147ZM176 69V70H177ZM241 69H242V73H241ZM84 70V68H83ZM87 70V69H86ZM95 70V71H94ZM113 70V69H112ZM111 70V71H112ZM135 71H139L138 69H134ZM152 70V69H151ZM166 70V69H165ZM235 70H239L240 73H236ZM254 71L255 70V75L252 74L251 71ZM81 71V72H80ZM142 71V69L140 70ZM149 71V70H148ZM171 71V70H170ZM238 71V72H239ZM31 72V71H30ZM48 72V73H50ZM68 72V71H67ZM96 72V73H94ZM105 72V71H103ZM115 72V71H114ZM123 72V71H122ZM145 72V71H144ZM106 73V72H105ZM120 73V72H119ZM118 73V76L121 77ZM131 73V72H130ZM137 73V72H136ZM150 73V72H149ZM155 73V72H154ZM182 73V74H181ZM32 74V73H31ZM73 74V73H72ZM107 74V73H106ZM121 74V73H120ZM126 74V73H125ZM142 74V73H141ZM152 74V73H151ZM150 74V75H151ZM157 74V73H156ZM172 74V73H171ZM181 74V76H180ZM56 75V74H55ZM54 75V76H55ZM109 75V74H108ZM112 75V73H111ZM127 75V74H126ZM131 75V74H129ZM134 75H135V72H134ZM155 75V74H154ZM170 75V74H169ZM34 76V75H33ZM64 76V75H63ZM117 75H115L114 77H116ZM136 76V75H135ZM138 76V75H137ZM153 76V74H152ZM180 76V77H179ZM68 77V76H67ZM74 77V76H73ZM125 77V76H124ZM130 77V76H129ZM172 77V75H171ZM58 78V77H57ZM94 78V77H93ZM123 78V77H122ZM126 78V77H125ZM136 77V79H139ZM154 78V77H153ZM157 78V77H156ZM91 79V80H89ZM104 79V78H103ZM106 79V78H105ZM104 79V80H105ZM108 79V78H107ZM106 79V80H107ZM119 79V78H118ZM121 79V78H120ZM127 79V78H126ZM130 81H131V78H129ZM73 80V79H72ZM79 78L76 79V80H73L74 83L78 82ZM96 80V79H95ZM137 81L135 79H133L132 77V82ZM72 81V82H73ZM158 81V80H157ZM81 82V81H80ZM138 82V81H137ZM254 82V81H253ZM72 83V84H74ZM87 83H90V84H87ZM252 82H250V84H248V87L247 85H245V87H241V84H240V91L238 92L237 91V96L240 95V94H243L242 91L243 89L245 90L244 93H246V87L247 89L251 88L250 89H253L254 90V86L253 84H251ZM258 83V82H257ZM155 84H158L155 83ZM260 84V83H259ZM257 85L255 84V88L257 87H260L261 89H264L262 88L261 84L260 85ZM52 85V84H51ZM148 85V86H149ZM153 85V84H152ZM249 85H251L249 87ZM264 85V83H263ZM76 86V85H75ZM81 86V84H80ZM80 86H77L76 89H79L78 87ZM159 86V85H158ZM257 86V87H256ZM138 87V88H137ZM155 87V86H154ZM237 87V88H235ZM25 88V87H24ZM9 89V88H8ZM73 89V88H72ZM161 89V88H160ZM231 89V90H230ZM233 89V90H232ZM66 90V88H65ZM70 90V89H69ZM85 90V89H84ZM152 90V89H151ZM154 90V89H153ZM159 90V89H158ZM251 91L253 94L258 92L256 91ZM67 91V90H66ZM149 91H150V88H149ZM157 91V89H156ZM154 90V92H156ZM160 91V90H159ZM249 91V90H248ZM245 94L247 95L249 93L250 95V91ZM264 91V90H263ZM152 92V91H151ZM235 92V91H234ZM44 93V92H43ZM72 93V92H71ZM89 93V92H87ZM91 93V94H92ZM153 93V92H152ZM158 93V92H157ZM240 93V94H239ZM251 93V94H252ZM39 94V93H38ZM38 94H36L38 96ZM69 94V93H68ZM74 94V93H73ZM92 94V95H93ZM165 94V92H164ZM253 94H252V99L253 98ZM259 94V93H258ZM261 94V93H260ZM264 94V93H262ZM261 94V95H262ZM10 93L8 92L7 90V87L5 86H2L0 84V100L1 101H5L4 102H1L3 104V106H1L0 108L1 109H6L10 106H7V102L9 104L10 102V97H9ZM46 95V94H45ZM66 95V94H65ZM151 94H149L150 96ZM202 95V96H203ZM235 95V94H234ZM257 94H254V97L255 99H257ZM260 95V96H261ZM62 96V95H61ZM70 96V94H69ZM73 96V95H72ZM155 96L154 94L152 95V97ZM157 96V95H156ZM170 96V98H169ZM193 96V95H192ZM198 96H201V95H198ZM251 96V95H250ZM259 96V95H258ZM264 96V95H263ZM91 97V96H90ZM179 97V95L177 96ZM189 97V95H188ZM186 97V98H188ZM197 97V96H196ZM37 98V97H35ZM35 98L33 99V108H35V110L37 109L38 110V117H40V119L42 120V122L44 123L46 121V124L49 125L48 123V119L50 120L53 116H57V115H51L49 112H43L44 109L46 108V110L49 108L50 106V103L47 104L46 101L43 100V102H37L38 99L35 100ZM47 98V97H46ZM46 98L44 97V99L46 100ZM107 98H111L110 102H107ZM156 97H154L153 99H155ZM195 98V97H194ZM203 98V97H201ZM214 98V99H213ZM238 98V97H237ZM264 99V97H261ZM259 99L258 97V101L262 100V99ZM40 99V97H39ZM61 99V98H60ZM103 99V100H102ZM147 99V98H146ZM183 99V98H181ZM180 99V100H181ZM190 99V98H189ZM193 99V98H191ZM196 99V98H195ZM206 99V98H205ZM213 99V100H212ZM230 100H232V98L229 97ZM235 99V98H234ZM254 99V100H255ZM74 100V99H73ZM77 100V99H76ZM82 100V99H81ZM144 100V101H143ZM185 100V99H184ZM198 100V99H197ZM201 100V99H199ZM203 100V99H202ZM7 101V102H6ZM17 101V100H16ZM20 101V100H18ZM53 101V100H52ZM59 101V100H58ZM68 101L70 102V100L68 99ZM79 101V100H78ZM86 101V100H85ZM143 101V102H142ZM147 101V100H146ZM149 101V100H148ZM147 101V102H148ZM151 101H154V100H151ZM191 101V100H190ZM195 101V100H194ZM204 101V100H203ZM246 102V100H240V102ZM264 101V100H263ZM21 102V101H20ZM32 102V101H31ZM49 102V100H48ZM61 102V101H60ZM150 102V101H149ZM192 102V101H191ZM190 102V103H191ZM201 102V101H200ZM206 102V101H204ZM256 103V101H254ZM19 103V102H18ZM17 103V104H18ZM23 103V102H22ZM30 103V102H29ZM74 103V101H73ZM79 105H78V104ZM75 102V104L73 105V108H75L76 104L78 105L77 107L79 108L81 106V104L85 105V102L83 103L82 102ZM88 103V101H87ZM153 103V102H152ZM179 103V102H178ZM181 103V102H180ZM185 103V102H184ZM193 103H196V102H193ZM202 103V102H201ZM236 102H233L234 106L237 104H235ZM248 103V102H246ZM260 103V102H258ZM59 104V103H58ZM62 104V103H61ZM60 104V105H61ZM68 104V102H67ZM70 104L72 105V103L70 102ZM149 104V103H148ZM198 103H196L197 105ZM231 104V103H230ZM241 104V103H240ZM238 103V105L241 107ZM250 104V103H249ZM253 104V103H251ZM6 105V106H5ZM20 105V104H19ZM18 105V106H19ZM64 105V104H63ZM153 105V104H152ZM181 105V104H178L176 105L177 107ZM184 105V104H183ZM194 105V104H193ZM202 106V104H200ZM229 105V104H228ZM237 105V106H238ZM53 106V105H52ZM88 105V108L90 107ZM192 106V104H191ZM199 106V105H198ZM196 106V107H198ZM200 106V107H201ZM204 106V104H203ZM202 106V107H203ZM224 107L227 106V104L223 105ZM230 106V105H229ZM232 106V107H234ZM243 106V105H242ZM22 107L24 108L23 104H22ZM21 106L19 108H22ZM31 107V106H30ZM55 106H53L54 108ZM72 107V106H71ZM83 107V106H82ZM182 107V106H181ZM206 107V106H205ZM208 107V105H207ZM228 107V106H227ZM225 107V108H227ZM260 107V106H259ZM258 107V108H259ZM11 108V106L9 107ZM22 108V109H23ZM66 108V106H65ZM81 108V107H80ZM186 108V107H185ZM183 108V109H185ZM193 108V107H192ZM238 108V107H237ZM255 108V107H254ZM5 109V110H6ZM25 111L24 112H27V108H24ZM69 109H72L70 108L69 106ZM182 109V108H181ZM215 109V108H214ZM227 109H230V107H228ZM244 109V108H243ZM261 109V108H260ZM3 110H1L3 113H6L8 116L10 115L9 114V110L11 111V109H7L6 112H4ZM49 110V109H48ZM55 110H58V108L55 107ZM60 110H58L60 112ZM193 109H191L190 111H192ZM200 110V109H199ZM216 110V109H215ZM223 110V109H222ZM249 111V109H247ZM246 110V111H247ZM263 110V109H262ZM51 111V110H49ZM70 111H73V110H70ZM189 111V113H190ZM236 111V109H235ZM251 111V109H250ZM259 111V110H258ZM8 112V113H7ZM32 112V111H31ZM118 112H121V114ZM126 112V111H125ZM130 112V111H129ZM216 112V111H215ZM233 112V111H232ZM243 112V111H242ZM234 113V115L232 116L231 119H227L225 120L223 117H221V114H216L214 115V119L216 121H218V123L221 125V127H215L217 129V131H219L220 133L223 132V131H220L221 128H225V129H228V130H233L234 132H238L235 134L234 137H232V143L230 146H233L234 144L235 145H240V148L243 147L242 144H244L243 142H241V140H245V139H242L243 136H245V138H247V142L249 143H246L245 144V148L247 147L246 145H248V149H250V147H255V149L257 151H264L263 149L261 148H257L258 145H262L263 142H261V144H256V143H259V142H252V138L249 139V137H246V136H250L251 133L253 132H256L255 135H257V133H259V130L258 128H263L264 127V120H261V124L260 127L258 126H249L251 124H249L248 122V117H247V114L246 115V118L243 120V121H247L246 124H249L248 126L246 125L245 127H243L242 125L240 124H237V123H233L236 121L235 119V116L237 117H244L245 115L243 113ZM253 112V111H252ZM260 112V111H259ZM263 112V111H262ZM0 114V120L3 122V119L4 121H6L5 118H7L5 115L6 114ZM28 113V112H27ZM54 113V112H53ZM70 113V112H68ZM73 113V112H71ZM123 113V114H122ZM128 112H126L127 114ZM185 113V114H184ZM245 113V112H244ZM249 113V112H248ZM30 113H28L29 115ZM58 114V112L56 113ZM60 114V113H59ZM227 114V113H226ZM233 114V113H232ZM241 114V115H240ZM5 117H3V116ZM73 115V116H72ZM129 115V114H128ZM190 115V114H189ZM212 115V116H213ZM262 115V114H261ZM211 116V117H212ZM253 116V114H252ZM256 116V115H255ZM105 117V118H104ZM122 117V116H121ZM120 117V118H121ZM131 117V116H129ZM136 117V116H135ZM196 117V116H195ZM2 118V119H1ZM10 117H8L7 119H9ZM29 118H32L30 119L32 122L36 121V118L34 117H30ZM84 118V117H83ZM124 118V117H123ZM128 118V117H127ZM239 118V119H240ZM11 119V118H10ZM187 119V118H186ZM190 119V118H189ZM187 119V120H189ZM210 119V118H209ZM213 119V117H212ZM235 121H234V120ZM238 119V121H239ZM261 119V118H260ZM13 120V119H12ZM30 120H28V123L27 125L30 124ZM242 120V119H241ZM0 121V122H1ZM9 121V127L7 128H10V129H6L5 131H7L8 135L11 136V131H15L16 133L21 130V126L20 124L17 122V120H13L12 122L10 120ZM63 121V120H62ZM136 121V120H135ZM67 122V123H68ZM189 122V121H188ZM197 122V120L195 121ZM211 122V121H210ZM241 122V121H240ZM253 122V121H252ZM4 123V122H3ZM2 123V125H3ZM36 123V122H35ZM38 123V122H37ZM36 123V124H37ZM51 123V121H50ZM65 123V122H64ZM187 123V121H186ZM260 123V122H258ZM33 124V123H32ZM195 124V123H194ZM208 124V123H207ZM234 124V125H233ZM237 124V125H236ZM245 124V123H243ZM257 124V123H256ZM6 126H8V122L5 124ZM3 125V126H5ZM40 125V124H39ZM130 125V124H129ZM196 125V124H195ZM253 125V124H252ZM2 126V128H3ZM42 127H45L41 124ZM59 126V125H57ZM187 126V125H186ZM184 126V127H186ZM194 126V125H193ZM199 126V124L197 125ZM209 126H212L211 124H209ZM29 127H32L29 126ZM38 127V126H36ZM35 127V128H36ZM182 127H183V123H182ZM188 127V126H187ZM192 127V126H191ZM208 126L204 127V128H207ZM46 128V127H45ZM180 128V129H179ZM195 128V127H194ZM193 128V129H194ZM203 128V129H204ZM213 128V127H211ZM1 129V127H0ZM4 129V128H3ZM34 129V128H33ZM47 129V128H46ZM183 129V128H182ZM181 129V130H182ZM186 129V128H185ZM185 129H183L185 131ZM190 129V127H189ZM197 129V128H196ZM202 129V130H203ZM214 129V128H213ZM212 129V130H213ZM11 130V131H10ZM124 130V129H123ZM156 130L158 131V135L162 132L161 135H159V137L157 135H155V139L152 140L150 139L151 136H148L151 141H154V142H151L150 140H147L146 138V141H150L151 144L149 145V147L144 150L145 153H143L140 157H135L133 152V148L136 147L137 145L135 146H132L133 143L136 141L137 143H140L142 144V142L144 141L145 139V136L147 133H151V131H155ZM172 130V131H171ZM187 130V129H186ZM264 129H262V132H263ZM4 130L0 133H6ZM10 131V133H9ZM44 131V130H43ZM73 131V130H72ZM71 131V132H72ZM130 131V130H129ZM205 131H207L205 129ZM204 131V132H205ZM211 131V130H210ZM209 131V132H210ZM217 132L216 130H213L212 131V135H214L213 133ZM74 132V131H73ZM107 132V131H106ZM154 132V134H155ZM189 132V131H188ZM218 132V133H219ZM226 132V131H225ZM224 132V133H225ZM229 132V131H228ZM156 133V134H157ZM182 133V132H181ZM193 133V131H192ZM200 133V132H199ZM218 133H215L217 134L215 137H211V138H214V141H217L215 140L216 138H219L221 136L218 137ZM227 133V132H226ZM233 133V132H232ZM0 134V136L2 137V135ZM14 134V133H13ZM72 134V133H71ZM153 134V135H154ZM264 134V133H263ZM6 134H4L5 136ZM7 135V138L6 136L5 137H2V138H6L8 139ZM68 135V134H67ZM151 135V134H150ZM152 135V136H153ZM191 135V134H190ZM202 135V134H201ZM200 135V136H201ZM254 133L253 135L251 134V137H257L255 136ZM260 135V134H259ZM41 136V135H40ZM161 136V137H160ZM225 136V135H224ZM232 136V135H231ZM63 137H66V141H63V144H65L67 147H68V150L69 152L72 153L71 155V158L73 159L75 165L77 166V170L80 169V174H83L84 175V171L85 169L87 168H90L91 170H93V172H96L97 168H98V160L96 159L98 157V155L105 151V150H110L111 149V145L108 144L107 146H105V143L106 142H99L98 139L100 138L98 136V134L94 131V129L90 128V129H84V128H81V129H77V131L75 130L74 134L72 137H70V135L68 136H63ZM166 137V138H165ZM180 135L178 134L177 138L179 139ZM183 137V136H182ZM185 137V136H184ZM188 137V136H187ZM193 137V136H192ZM199 137V136H198ZM210 137V136H208ZM206 137V138H208ZM238 137V138H237ZM1 138V140H2ZM25 138V137H24ZM168 138V139H167ZM177 138H174V135L172 137V139H176ZM186 138V137H185ZM190 138V136H189ZM195 138V137H194ZM223 138V136L221 137ZM227 138V137H226ZM225 138V139H226ZM229 138V137H228ZM235 138V139H234ZM259 138V137H258ZM11 139V138H9ZM201 139H202V136H201ZM200 139V140H201ZM255 139L257 138H254L253 141H255ZM20 140V139H19ZM22 140V139H21ZM25 140V139H24ZM170 140V139H169ZM168 140V141H169ZM181 140V139H180ZM179 140V141H180ZM191 140V139H190ZM219 140V139H218ZM222 140V139H220ZM228 140V139H227ZM260 140V139H259ZM257 140V141H259ZM5 141V140H4ZM9 143H11L10 140H8ZM7 141V142H8ZM18 141V140H17ZM62 142V140H59ZM184 141V140H183ZM187 141V140H185ZM184 141V143H185ZM196 141V139H195ZM230 141V139L228 140ZM264 141V140H263ZM13 142V141H12ZM26 142V141H25ZM60 142V143H61ZM135 142V143H136ZM171 142V141H169ZM175 142V141H173ZM208 143L209 142V139L207 141ZM223 142V141H222ZM225 142V141H224ZM3 143V142H2ZM5 143V142H4ZM115 143V142H113ZM147 143V142H146ZM167 143V144H166ZM180 143V142H179ZM196 144H198L197 142H195ZM202 143V142H201ZM206 143V142H205ZM229 143V142H228ZM228 143H226V145H228ZM1 144V142H0ZM14 144V143H13ZM154 144V145H153ZM173 144V143H172ZM183 144V142H182ZM181 144V145H182ZM187 144V143H185ZM190 144V143H189ZM203 144V143H202ZM207 144V143H206ZM205 146H208L206 145ZM214 143L210 144L211 146L213 145ZM220 144V143H218ZM233 144V145H232ZM2 145V144H1ZM7 145V144H6ZM12 145V144H11ZM148 145V144H147ZM179 145V144H178ZM188 145V144H187ZM204 145V144H203ZM209 145V147H210ZM216 145H217V142H216ZM225 145V144H222V146ZM238 145V146H239ZM242 145V146H241ZM5 146V145H4ZM145 146V145H144ZM177 146V145H176ZM198 146V145H197ZM229 146V145H228ZM236 147L237 150L235 151V149L233 150V153L235 152V154L237 153V151L239 152L238 148L239 147ZM1 147V146H0ZM9 147V146H8ZM133 147V148H132ZM140 147V145H139ZM152 147H155L158 149H153L155 152L152 151V153H147L149 152V150L152 148ZM175 145L173 146V148H169L170 150L174 149L176 150L175 148ZM188 147V146H187ZM202 147V146H201ZM213 147V150H214V146ZM211 147V148H212ZM217 147V146H216ZM225 147V146H224ZM260 147V146H258ZM28 148V147H27ZM113 148V147H112ZM143 148V149H144ZM183 148V145L181 146V150ZM185 148H186V145H185ZM194 148V147H193ZM199 148H200V145H199ZM211 148H209L211 150ZM219 148H221L219 146ZM229 148V147H228ZM234 148V147H233ZM232 148V149H233ZM243 147V153H246V150ZM264 148V147H263ZM1 149V148H0ZM168 149V150H169ZM188 149V148H187ZM187 149H186V152H187ZM196 149V148H195ZM227 149V147H226ZM252 149V148H251ZM254 149V150H255ZM30 150V149H29ZM28 150V151H29ZM172 150V152L174 151ZM184 150V149H183ZM199 150V149H198ZM202 150V148H201ZM205 150V147L204 149ZM202 150V151H203ZM219 150V149H217ZM222 150V149H221ZM228 150H231V149H228ZM4 151V150H3ZM31 151V150H30ZM116 151V149H115ZM136 151H138L136 149ZM185 151V150H184ZM226 151V150H225ZM232 151V150H231ZM249 151V150H248ZM19 152V151H18ZM32 152V151H31ZM110 152V151H109ZM142 152V150H141ZM177 152V150H176ZM180 152V150L178 151ZM192 152V151H191ZM190 152V153H191ZM230 152V151H229ZM241 152V154H243ZM256 152V151H255ZM4 153V152H3ZM112 153V151L110 152ZM114 153V152H113ZM169 153V152H168ZM171 153V152H170ZM175 153V152H174ZM182 153V152H181ZM196 153V152H195ZM232 153V154H233ZM253 153V152H252ZM259 153V152H258ZM264 152H260V154H263ZM188 154V156L190 155L189 152L186 153ZM215 154V153H214ZM238 156L240 155L239 153H237ZM170 155V154H169ZM175 156L176 153L174 154ZM173 153L172 155L170 156V159L173 158L172 156H174ZM183 155V154H182ZM224 155V154H223ZM7 156V155H6ZM5 154L1 155L0 156V170L1 172H4V174L7 175V177H11V175H22V176H27V173H25L24 169L21 168L19 173H17L16 171H13V170H9V167L7 165V162L10 160L8 159V156L6 157ZM225 156V155H224ZM13 157V156H12ZM21 157V154H17V162L22 164L23 162L22 159L20 158ZM64 157V156H63ZM187 157V155L185 156ZM192 157V156H191ZM15 158V157H14ZM119 158L121 160V162L119 161ZM166 158V159H165ZM208 158V156H207ZM217 158V157H216ZM224 158V157H222ZM226 158V156H225ZM224 158V159H225ZM249 158V157H248ZM13 159V158H12ZM190 159V158H189ZM192 159V158H191ZM199 159V158H198ZM228 159V158H227ZM229 159H231V155L229 157ZM61 160L65 162L66 159L62 158L61 157ZM173 160V159H172ZM233 160V159H231ZM231 160H229L228 162L231 164ZM235 160V159H234ZM233 160V161H234ZM32 159L29 161V163H32L31 162ZM67 161V160H66ZM193 161V160H192ZM16 162V161H14ZM178 162V161H177ZM176 162V163H177ZM183 162V161H182ZM227 162V161H226ZM224 160H221L219 161V164L221 165V169H215L213 167H210L208 164L202 167L206 168V169H203V171H198L197 173V170H196V173L195 174V171L193 172L195 175H198L200 176V178L203 180V182L205 184H199V185H195V181L194 185H192L195 189V194L198 195L197 193H199L200 191L202 193H200V195H203V192H205L204 195H207L205 197L207 198H210L208 199L209 203H205V201H203V203L196 197H192L191 201L189 202V207L190 209L194 210V209H198V212L194 214L193 217H191V219L189 220V222L187 221L186 223V226H185V229L186 231H184V238L185 241H186V246H188V249H189V252L192 248H194L195 250H197V252L199 253V251H201V256H204L206 259H204L205 261H211L213 263L214 260H211L212 256L214 255V258L216 256V258L218 257V254L220 255V257H222L221 255H223L222 258H224L225 256V259L222 260L224 261L223 263L227 264V263H231L233 262V260L235 261L234 258H236L237 262H239L240 260H242V256H243V253H239L240 250L241 251H245V250H253L256 254L258 253V250H259V241H257V238H253L252 236L254 235L251 231V228H250V224L252 225L251 223V217L248 218V216H246L245 220L242 221L241 219L240 220H233L234 221V225H233V228L230 230L228 227L225 226V224L223 226H220L218 227V214H216L215 212L217 210H219L222 214L226 213L228 211L227 214H225V217H228V220L231 219V216H234L237 212V208L238 207H241L240 205L243 204L244 208H241V209H244L245 212L250 209L249 208V205L252 206L254 205L256 208L260 209V208H264V181L263 183L261 184H258V185H255L256 184V181L255 179L258 177V178H262V175L260 173V171L258 172V174H256V176H254V180L252 179L251 181V178H247L248 179V182H245V181H241L239 179L240 176H238L239 174H237L238 172H235L234 170L238 167L237 164L235 163L236 161L232 162L234 163V167L233 165L231 166L229 163H226ZM254 162V161H253ZM34 163V162H33ZM68 163V161H67ZM97 163V164H96ZM174 163V162H173ZM186 164V162H184ZM188 163V161H187ZM190 163V161H189ZM199 163V162H198ZM202 163V162H201ZM96 164V165H95ZM179 164V162L177 163V165ZM182 163H180L181 165ZM184 164V165H185ZM205 164V163H204ZM236 164V166H235ZM23 165V164H22ZM97 166L95 168V166ZM171 165V166H170ZM183 165V164H182ZM183 165V166H184ZM191 165V164H190ZM238 165H240V163H238ZM187 166V165H186ZM197 166V165H196ZM199 166V165H198ZM201 167V165L199 166ZM198 167V170H200V168ZM236 167V168H235ZM240 167V166H239ZM26 168H27V165H26ZM94 168V169H93ZM193 168V167H192ZM196 168V167H195ZM175 169V168H174ZM197 169V168H196ZM178 170V169H177ZM176 170V171H177ZM191 170V169H189ZM194 170V168H193ZM7 171V172H6ZM167 171V172H166ZM183 171V170H182ZM237 171V169H236ZM248 171V170H247ZM174 172V171H171V173ZM30 172H28L29 174ZM182 174V172H180ZM236 173V174H234ZM242 174V173H240ZM9 175V176H8ZM64 176L65 173H63ZM73 175H75V177L77 178V175L79 176V181L81 180V184L83 187L84 186V179L85 177L83 176L81 178V176L79 175V173L75 172ZM165 175V176H166ZM174 175V174H173ZM136 176H139V175H136ZM144 176H140V177H144ZM164 176V178H165ZM168 176V175H167ZM43 177L45 179L46 182H48L49 184L51 183H56V182H60L62 184H64V182L68 183V181L70 180H67L66 178H64L63 176H59V175H56L54 174L52 171H46L44 174H43ZM154 178V176H152ZM156 177V180L158 181ZM163 177V176H162ZM172 177V175H171ZM169 179L170 181V178L169 177H166ZM174 180L176 179L175 177H173ZM148 179V180H149ZM167 180H163V181H168ZM183 178H181L182 180ZM186 179V178H185ZM184 179V180H185ZM73 180H76L75 178ZM154 180V179H151V181ZM177 180V179H176ZM180 180V179H179ZM179 180L177 182H179ZM180 180L181 183H183L182 181ZM183 180V181H184ZM1 181H3L1 179ZM44 181V182H45ZM155 181V180H154ZM173 181V180H171ZM241 181V182H240ZM153 182V181H152ZM161 182V181H160ZM158 182V184L160 183ZM254 182V184H253ZM155 183V182H153ZM170 183H174V182H170ZM180 183V184H181ZM70 184V183H69ZM184 184L186 185V182H184ZM163 185V184H162ZM174 185V184H173ZM171 185V186H173ZM177 185V183L175 184ZM174 185V186H175ZM183 185V184H181ZM205 185V186H204ZM191 187V186H189ZM176 189L180 192L177 193L178 196L182 197L183 196V193H186L187 191L183 190V187L181 188V186H176V187H170L169 189ZM185 189V188H184ZM192 187L190 188V191L192 192L194 189H192ZM189 190V188L187 189ZM189 191V193H190ZM82 192V193H81ZM149 192V191H148ZM177 192V191H176ZM152 193V192H151ZM188 193V194H189ZM194 193V191L192 192ZM194 194V195H195ZM34 195V194H32ZM149 195V194H147ZM15 196V194H14ZM154 196V195H153ZM26 197V196H25ZM24 197V198H25ZM23 198V200H24ZM223 198H226L225 200H228V203L230 205L228 206H224L223 204H218L216 201V199H223ZM22 200V198H20ZM27 199V197L25 198ZM19 200V199H18ZM22 200V201H23ZM15 201V200H13ZM30 201V200H29ZM2 202V201H1ZM27 201H23L21 202L22 203V206H24L26 209H30V202H27L28 204H26ZM32 202V201H31ZM178 202H181V201H178ZM185 202V201H184ZM19 203V204H21ZM71 203L73 207L75 208H72L70 207L71 206ZM130 203V202H129ZM149 204V203H148ZM188 204V203H187ZM128 206V205H127ZM237 207V208H236ZM204 208H207V209H213L214 210V222H211V225L208 226H205V222H206V216L204 214H202L201 212H204L202 210H204ZM138 209V207H137ZM140 209V208H139ZM75 210V211H76ZM144 210V209H143ZM149 210V209H148ZM191 210V211H192ZM67 211V210H66ZM74 211V213H75ZM135 212V211H134ZM140 212V211H139ZM233 212V213H231ZM248 212V211H247ZM246 212V213H247ZM118 213V214H117ZM12 215H14L16 217V221L17 223H14L15 221H13V218H12ZM197 215V217L199 218L200 217V221L199 219L196 220L195 216ZM72 216V215H70ZM138 216V215H137ZM224 217V218H225ZM139 219V218H138ZM153 219V218H152ZM155 219V218H154ZM147 220V219H146ZM150 220V219H149ZM148 220V221H149ZM88 221V223L86 224V222ZM139 221V220H138ZM137 221V222H138ZM151 221V220H150ZM239 221L238 224H235ZM136 222V223H137ZM146 221H144L145 223ZM208 222V223H210ZM225 223V221H223ZM231 222V221H230ZM150 223V222H148ZM147 224V223H146ZM256 224V221L253 222V226ZM150 225H152V222L150 223ZM143 226V225H142ZM253 226H252V229H253ZM135 227V229H134ZM143 229V228H142ZM131 233V234H130ZM134 233L136 234V236L134 235ZM143 234V235H142ZM148 234H150V232L148 231ZM153 235V234H152ZM156 235V234H154ZM139 239V241H138ZM160 239V238H159ZM51 240V239H50ZM171 240V239H170ZM177 240V238H176ZM142 241H144V245H147L149 247V250L148 248H144L142 252H138L134 246L137 245V244H143ZM183 241V243L185 242ZM53 244V245H52ZM176 244V243H175ZM174 244V246H175ZM177 244H180V243H177ZM188 244V245H187ZM173 247V246H172ZM239 249V252H235L236 250L238 251ZM177 250V249H175ZM194 250V251H195ZM152 252L154 254V247L152 249ZM204 252V253H203ZM138 253V254H137ZM196 253V251H195ZM193 252V249L190 253L187 254V252H184V251H176L175 252V256L177 257L176 259H182V260H187L189 259V262L191 260V256L195 255L197 256V253L195 254ZM214 253V254H212ZM212 254V255H211ZM217 254V255H215ZM261 255H264V251L263 250H260V253L258 254V256L260 258H262V261H264V256H261ZM174 256V257H175ZM211 256V258H210ZM138 257V258H137ZM194 257V256H193ZM199 257V256H197ZM196 257V259L192 260L193 262L194 261H197L198 258ZM121 259V260H125V262H119L118 259ZM201 258V257H200ZM203 258V257H202ZM210 258V259H209ZM213 258V259H214ZM215 258V259H216ZM244 258V257H243ZM251 258V257H250ZM250 258L248 257V259L250 260ZM193 259V258H192ZM246 259V258H245ZM246 259V260H248ZM203 260V259H202ZM220 259H218L219 261ZM246 260H245V263H246ZM248 260V262H249ZM199 261V260H198ZM218 261H217V264H218ZM221 261V260H220ZM184 262V261H183ZM182 262V263H183ZM185 262H188L185 261ZM211 262L209 264H211ZM215 262V261H214ZM236 262V261H235ZM235 262H233V264H235ZM241 262V261H240ZM247 262V263H248ZM180 263V262H179ZM196 264H199L197 262H194ZM193 263V264H194ZM208 264V262H206ZM220 263V262H219ZM222 263V264H223ZM243 263V261H242ZM252 263V262H251ZM181 264V263H180ZM189 264V263H188ZM238 264V263H237ZM250 264V263H249Z\"/></svg>",
    "mask_w": 264,
    "mask_h": 264
},
{
    "label": "crops",
    "instance_id": "obj_3",
    "mask_svg": "<svg viewBox=\"0 0 264 264\" xmlns=\"http://www.w3.org/2000/svg\"><path fill=\"white\" fill-rule=\"evenodd\" d=\"M255 4V3H254ZM227 6H229V5H227ZM256 7H258V6H256ZM263 11H264V7H263V9H262Z\"/></svg>",
    "mask_w": 264,
    "mask_h": 264
}]
</instances>
